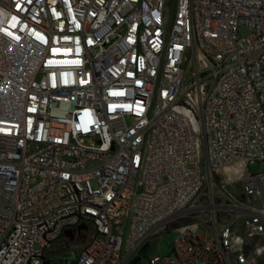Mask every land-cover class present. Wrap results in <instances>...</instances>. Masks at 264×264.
<instances>
[{
    "label": "built area",
    "instance_id": "built-area-1",
    "mask_svg": "<svg viewBox=\"0 0 264 264\" xmlns=\"http://www.w3.org/2000/svg\"><path fill=\"white\" fill-rule=\"evenodd\" d=\"M263 161L264 0H0V264H264Z\"/></svg>",
    "mask_w": 264,
    "mask_h": 264
},
{
    "label": "rangeland",
    "instance_id": "rangeland-1",
    "mask_svg": "<svg viewBox=\"0 0 264 264\" xmlns=\"http://www.w3.org/2000/svg\"><path fill=\"white\" fill-rule=\"evenodd\" d=\"M172 1L174 0H166L167 6L170 9L172 7ZM248 172H257V171H264V161L259 163H253L248 165L247 168L244 169ZM187 220H181L179 222L183 223ZM179 222H175L172 225H176ZM176 236V232L174 230H170L169 232L162 233L161 235L154 237L150 240V242L147 244V247L144 252L140 254V260L137 264H149L148 257L151 255H165L168 254L171 249V244ZM74 244H77L76 240L71 241ZM37 246H35L36 248ZM61 251H57L53 253V255H56L57 253H60Z\"/></svg>",
    "mask_w": 264,
    "mask_h": 264
},
{
    "label": "water",
    "instance_id": "water-1",
    "mask_svg": "<svg viewBox=\"0 0 264 264\" xmlns=\"http://www.w3.org/2000/svg\"><path fill=\"white\" fill-rule=\"evenodd\" d=\"M72 262H73V257H69L66 259L65 264H72Z\"/></svg>",
    "mask_w": 264,
    "mask_h": 264
},
{
    "label": "trees",
    "instance_id": "trees-1",
    "mask_svg": "<svg viewBox=\"0 0 264 264\" xmlns=\"http://www.w3.org/2000/svg\"><path fill=\"white\" fill-rule=\"evenodd\" d=\"M69 257H73V256H72V255H70ZM69 257H68V258H69Z\"/></svg>",
    "mask_w": 264,
    "mask_h": 264
},
{
    "label": "flooded vegetation",
    "instance_id": "flooded-vegetation-1",
    "mask_svg": "<svg viewBox=\"0 0 264 264\" xmlns=\"http://www.w3.org/2000/svg\"><path fill=\"white\" fill-rule=\"evenodd\" d=\"M79 239V238H78Z\"/></svg>",
    "mask_w": 264,
    "mask_h": 264
}]
</instances>
